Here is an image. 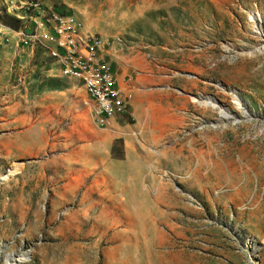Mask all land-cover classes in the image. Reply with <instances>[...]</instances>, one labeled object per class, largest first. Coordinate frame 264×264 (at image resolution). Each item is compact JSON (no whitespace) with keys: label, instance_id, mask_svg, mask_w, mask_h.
Returning a JSON list of instances; mask_svg holds the SVG:
<instances>
[{"label":"rangeland","instance_id":"1","mask_svg":"<svg viewBox=\"0 0 264 264\" xmlns=\"http://www.w3.org/2000/svg\"><path fill=\"white\" fill-rule=\"evenodd\" d=\"M56 18L114 60L129 109L109 126ZM15 164L0 264H264V0H0V173Z\"/></svg>","mask_w":264,"mask_h":264},{"label":"built area","instance_id":"2","mask_svg":"<svg viewBox=\"0 0 264 264\" xmlns=\"http://www.w3.org/2000/svg\"><path fill=\"white\" fill-rule=\"evenodd\" d=\"M73 22H75L74 19ZM37 28L39 25L33 24V29ZM80 29H85L83 24H78V29H70V26H63V20L56 18L58 37L64 39L63 48L69 49L68 60H77L78 67H85L87 72L103 81V88L94 89V92L101 104L100 119L103 122V127H106L129 109V100L127 107H121L118 92H110V85L117 78L116 68L114 60L107 59V48H105L104 54H97V45L103 44V42L100 39L99 41H92V32H90V39L78 38V30ZM66 31H73V38H66ZM77 70L78 68H68L69 72Z\"/></svg>","mask_w":264,"mask_h":264},{"label":"bare ground","instance_id":"3","mask_svg":"<svg viewBox=\"0 0 264 264\" xmlns=\"http://www.w3.org/2000/svg\"><path fill=\"white\" fill-rule=\"evenodd\" d=\"M253 20L255 22V19H253ZM260 51H262V50L260 49L259 52ZM77 68H78L77 71L68 72V75L72 76L71 78H73V77L77 78L78 76L81 78L82 84L87 89L88 94L92 95L93 100L95 101V103L98 107V111H99L98 113H101V104H100L99 98H97V96L95 95L94 89L103 88V81H100L99 78H96L92 74L87 72L85 70V67H78V65H77L76 69ZM114 85H115V87H114ZM117 87H119L118 84L115 83V81H113V83L110 85V92H118L119 99H121L122 92ZM221 90L224 91V89H222V88H221ZM230 95H232V97H233V101H234L233 103H234L236 110L240 111L242 116L246 117L247 115H249L250 111H249L246 103L242 100L241 96L239 94L232 93V92H230ZM196 103L203 110L205 109L206 111H208L210 113H213V112L217 113L216 117L218 120H221V122H228V121L232 120L233 118L235 119V116L233 115L234 114L233 110L220 105L219 103H217V101L215 99H213L211 97H207L202 101H196ZM235 121H236V119H235ZM205 128H206V126H205ZM87 135L89 137L90 133L88 131L84 130L79 135V139H84L87 137ZM75 154L80 155L82 153L81 152L79 153L77 151H73L72 155H75ZM20 170H21L20 164L13 165V167H11L6 173H0V181L9 180V176H15V175L19 174ZM148 215H149L150 219H152V218L154 219L153 222H150V227L153 230V232L157 238V241H159L160 236L163 235V233L158 229V225L160 222L158 223V221H156V217H159V216H157L156 213L152 214V212H149ZM145 216H147V215L145 214ZM149 218H148V220H150ZM162 219H163V217H160L161 221H162ZM162 239H164V238H162ZM161 240H160V242H161ZM6 262H7V264L26 263V262H28V256L27 255H21L18 257L17 256L13 257L11 255L7 258Z\"/></svg>","mask_w":264,"mask_h":264},{"label":"crops","instance_id":"4","mask_svg":"<svg viewBox=\"0 0 264 264\" xmlns=\"http://www.w3.org/2000/svg\"><path fill=\"white\" fill-rule=\"evenodd\" d=\"M122 57H123V54L119 56L118 58V65H117V68H118V71L120 73V81H126L127 80V77L132 75L133 71H127L126 67L122 70V66L125 65V63L123 62L122 63ZM123 60H125L123 58ZM129 67V66H128ZM132 72V73H131ZM85 91V90H84ZM86 92V91H85ZM87 94V93H86ZM88 102H89V97H88ZM90 117H91V110H90ZM92 119V118H91ZM93 120V119H92ZM96 124V123H95ZM97 125V124H96ZM98 126V125H97Z\"/></svg>","mask_w":264,"mask_h":264}]
</instances>
